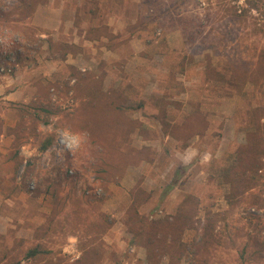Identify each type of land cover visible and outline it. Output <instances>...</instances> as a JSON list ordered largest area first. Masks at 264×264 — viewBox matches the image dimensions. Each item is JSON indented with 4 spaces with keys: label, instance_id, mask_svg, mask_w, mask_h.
<instances>
[{
    "label": "rangeland",
    "instance_id": "1",
    "mask_svg": "<svg viewBox=\"0 0 264 264\" xmlns=\"http://www.w3.org/2000/svg\"><path fill=\"white\" fill-rule=\"evenodd\" d=\"M93 1L44 0L21 19L18 0H0V130L4 134L0 138V264L18 258L21 248L38 241L51 253L38 261L21 260L20 264H96L95 258L97 264H148L145 249L132 242L123 224L130 190L139 179L150 193L148 201L139 206L143 214L154 218L174 214L187 195L198 204L195 220L206 212L218 213L217 229L223 231L225 244L212 250L204 264H237L238 247L251 232L249 218H264V209L244 203L228 205L216 174L245 140L251 107L264 101L261 90L233 89L205 81L200 56L184 72L179 71V51H184L180 26L192 16H202V4L185 3L182 9L186 11L178 15L176 10L163 13L168 0H95L98 10L90 18ZM76 7L85 21L95 26L105 24L119 35L114 43L121 41L114 50L107 48L106 39L85 38L79 28L85 23L77 27L72 22ZM139 17L148 21L146 30L131 35L129 28ZM49 39L80 48L68 51L65 59L53 57L46 44ZM14 50L20 52V59ZM6 53L12 56L8 61L1 56ZM66 64L94 76H100L105 68L104 87L130 83L134 88L129 102L136 104L138 98L144 102L142 108L129 113L142 124V130L137 128L130 134L121 152L97 153L109 164L111 157L127 153V165L124 163L126 167L118 173L110 167L108 173L100 172L105 166L98 165L102 160L89 161L84 154V135L69 132L62 117H51L49 124L31 121L28 106L33 101L47 98L62 106L75 102L73 92L64 91L66 80L69 86L74 81L68 77ZM14 125L20 134L18 140L7 132ZM186 125L194 135L187 137ZM47 133L53 134L54 140L45 151H39V139ZM61 136L70 140L71 147L60 144ZM134 156L139 158L137 165L129 163L130 157L136 160ZM47 186L61 197L56 208L62 201L65 206L58 217L62 229L43 239L40 226L53 215L55 206ZM75 201L80 209L73 208ZM101 214L109 216L110 223L90 246L88 239L96 233L88 222L103 225ZM194 226L184 231V241L197 237L199 222ZM83 246L93 249L86 252L80 248ZM159 259L157 264H167L166 257ZM181 264L190 263L184 259ZM253 264H264V259Z\"/></svg>",
    "mask_w": 264,
    "mask_h": 264
},
{
    "label": "trees",
    "instance_id": "2",
    "mask_svg": "<svg viewBox=\"0 0 264 264\" xmlns=\"http://www.w3.org/2000/svg\"><path fill=\"white\" fill-rule=\"evenodd\" d=\"M18 1L17 8L21 9V19L29 16L36 3L44 2V0ZM168 1L170 4L163 12L167 14L176 10V14L183 15L186 8L182 9V5L190 1L203 5L202 16H192L190 20H184L180 26L184 49L179 51L182 52L179 62L180 72H184L188 64H194L195 57L200 56L205 81L214 82L215 85L227 84L233 89L259 88L264 96V0ZM93 2L94 6L89 10L90 18L98 10V3L95 0ZM154 8L155 6L152 10ZM74 11L72 22L77 27L85 23V26L79 28L85 32L86 39H106L104 43L109 50H114L118 46L121 40L118 43L114 41L119 35L110 32L107 25L95 26L85 21L78 7ZM147 22L139 17L138 21L130 26L129 33L133 35L136 31L146 30ZM46 44L51 56L57 55L63 59L68 51L77 52L80 48L75 44L55 42L52 39L47 40ZM19 53L14 50L13 54L20 59ZM1 56L5 61L12 57L9 53ZM1 62L2 59L0 64ZM66 66L70 69L68 77L74 78V81L69 86V79L66 80L64 91L66 93L71 90L75 102L62 106L60 103H51L47 98L33 101L28 106L31 121L49 124L51 117H62L63 127L69 132L84 135V154L89 161L97 163V160L101 159L98 165L105 166L100 168V172L108 173L110 167L118 173L126 167L128 154L123 153L122 157L115 159L111 157L110 164L102 156L121 152L120 147L129 139L130 134L137 128L142 130V124L136 118H130L129 113L134 109L142 108L144 102L140 98L137 99L136 104L129 102L133 94L131 90L134 88L130 83H126L125 86L104 87L103 77L104 73H107L105 68H102L100 76H94L91 72H83L71 64ZM41 93L43 94L42 91ZM44 97L47 96L44 94ZM28 107L25 109L27 110ZM161 110L163 116L166 115L165 109L161 108ZM251 113L252 118L245 130V140L231 152L227 161L217 171L216 177L219 184L225 188L223 198L228 205L237 206L244 203L248 207L262 210L264 209V101L251 107ZM30 127L33 131V126ZM185 131L187 137L195 134L189 125ZM7 132L14 134V140L20 137L16 125L8 127ZM53 140V134L47 133L42 136L38 142L39 151H45ZM130 150L135 153L133 148ZM97 153L102 156H98ZM131 156L133 157L132 154ZM134 159L136 160L130 157L129 163L137 165L139 158L134 156ZM141 181L139 179L130 190V204L125 210L123 224L130 233L132 242L138 243L145 249L148 264H157L162 256L168 259L167 264H181L184 259L190 264L207 263L211 251L225 244L223 231L217 229L219 214L206 212L202 218L195 220V209L198 204L191 195H187L179 201L174 214H166L158 218L150 217L151 214H143L139 211V206L150 197V193L142 188ZM46 191L52 194L55 206L53 215L40 226L42 230L40 238L43 239L49 238L58 228L62 229L63 225L58 217L65 206V202L62 201L60 208L57 209L56 204L60 202L58 200L61 197L51 191L50 186L46 187ZM72 206L75 210L80 209L77 201ZM101 215L104 217L102 222L104 226L98 222H88L87 226L96 233L92 240L88 239L90 246L95 239H99L106 232L110 223L109 216ZM251 218L255 220L253 223ZM196 221L200 224L197 237L191 241H184L182 238L184 231L195 228ZM249 221L251 232H248L247 239L238 247L237 264H253L264 259V218L252 215ZM90 246L86 250L84 246L80 248L88 252ZM50 253L51 251L38 241L21 248L16 253L19 257L8 264H20L21 260L38 261Z\"/></svg>",
    "mask_w": 264,
    "mask_h": 264
},
{
    "label": "built area",
    "instance_id": "3",
    "mask_svg": "<svg viewBox=\"0 0 264 264\" xmlns=\"http://www.w3.org/2000/svg\"><path fill=\"white\" fill-rule=\"evenodd\" d=\"M59 142L60 144L63 146L64 143H66V145H68V147H71V144H70V140H68V138L64 137V136H61L59 138ZM32 187V186H31Z\"/></svg>",
    "mask_w": 264,
    "mask_h": 264
},
{
    "label": "crops",
    "instance_id": "4",
    "mask_svg": "<svg viewBox=\"0 0 264 264\" xmlns=\"http://www.w3.org/2000/svg\"><path fill=\"white\" fill-rule=\"evenodd\" d=\"M2 121H3V120L0 119V122H2ZM3 125H4V127H6V125H7L6 120H4ZM8 125H9V123H8ZM3 135H4V134H3L2 131L0 130V138H1V136H3ZM97 261H98L97 258H95V263H96V264L98 263ZM100 261H101V257H100Z\"/></svg>",
    "mask_w": 264,
    "mask_h": 264
}]
</instances>
